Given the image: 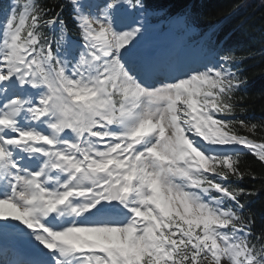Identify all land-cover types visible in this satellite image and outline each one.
<instances>
[{
	"label": "rangeland",
	"instance_id": "1",
	"mask_svg": "<svg viewBox=\"0 0 264 264\" xmlns=\"http://www.w3.org/2000/svg\"><path fill=\"white\" fill-rule=\"evenodd\" d=\"M8 1L0 0V25L6 18V2ZM11 1L17 2L14 21L19 20L23 23L19 44L29 45L27 52L30 56L28 58L27 53L24 51L27 60L25 62L22 60L25 63L26 70L28 67L27 73L25 71V76L28 78V75H30L31 77L28 80H32L33 84L37 86H40L42 82H47L50 87V94L48 95V99H46L47 102H44V110L50 112V117L47 121H44V124H41L43 129L51 131L52 136H50L51 138L43 136V138H46L44 140L46 142L52 141L53 147L56 150H65L62 145L66 144L67 140L66 138L65 140L61 139L59 134L60 129L66 127L71 132L76 129L84 139L87 152H89V162L96 168L93 172L87 173L88 171H86L81 176L80 182L82 183L79 187L80 190H87V184L83 182L87 175H90L93 181L100 180L99 184L105 182L106 166L108 164L112 169L111 173L114 175V181L119 185L120 191H126L129 194L127 198L128 202L136 205L139 203L137 198H141L139 189L146 187L147 191H149L151 188L150 184L144 185L150 176L149 174H162L166 172L167 176H170V181L173 182L169 181L168 184L174 187V190L177 189L183 194H188L187 198L191 205L202 211L201 214L186 218L184 203L182 201L176 200V202L171 203L168 208L164 209L159 204L158 198L153 196V203L145 208L144 220L147 223L152 218L159 220L157 240L154 246L151 249L150 247L139 248L138 245H135L130 251L122 245L113 246L111 258L113 263L108 264H146L148 262L174 264V253L177 248L180 247L182 250L186 248L193 252V248H190L192 245L187 241L186 235L188 232L198 235L199 239L203 242L204 247L199 252V255L207 259L208 264H264V245L258 240L253 239L249 233L240 229L235 223L237 217L234 212L235 205L229 200V194L226 189L227 180L220 172V170L232 168L236 149H225L224 151L212 153L201 148L192 149L180 140L175 141L172 144L173 146H169L166 151L167 141L160 134L155 137V135L151 134L125 130V127L122 125L124 113L131 112L134 109L132 106L134 107V103H136L139 96H141L139 99L142 106L157 109L162 108L165 103H171L173 101L171 94H173L175 102L179 107L184 108L189 101H193L200 112H206L209 103L213 102V117L220 127L234 137L236 136L235 138H246V136L239 135L228 127L232 115L230 108L225 106L224 103L226 102L224 97L227 95L225 90L230 83L238 87L242 80L238 78L236 61L226 53L216 38L208 32L199 38L191 39L192 36L190 35L192 31L185 30L182 32L180 29L182 26L180 25V27L173 26V28L169 27L167 29H161L160 23L157 26H149L147 22L149 21L148 16L150 12H146L145 15L142 13L141 19L143 24L139 26V31L136 35H134L136 25L141 22L133 18L135 27L131 29V33L133 34H127L129 41L128 48L139 45L140 51H147L146 53L151 54L157 52L158 49L166 50L172 45H176L177 52L180 49L187 48L188 51L191 50L192 55L193 50H197L194 54L196 56L193 57L194 59L182 71L177 70V75L175 74L172 77L163 74V68L159 65L160 61L156 58L159 61L157 65L159 71L151 77L150 81L148 80L145 81L146 83H143L141 80L143 84L151 82L146 87L139 83L138 78L140 76L138 72L131 69L129 67L130 64H125L122 61L126 57H121L122 54L117 53L113 45L110 46V54L107 52L104 54L103 44L101 43L102 50H99L100 52L97 51L101 53V58H104L100 61V82L102 89L106 88L108 90L109 96L105 97L102 94V90L99 91L93 88L89 78L79 74V64L81 62L79 55L74 59L73 55H71L72 50L61 49V47L54 52L46 51L37 43L36 37L26 34L24 30L26 25L25 19L29 13L30 0ZM66 1L71 2L74 13L73 18L76 22H79L77 25L80 24L83 28L86 38H90L92 35L89 40L91 43L95 41L100 42L96 40L97 38L92 30L87 33L85 23L80 19L81 12L77 10V0ZM115 1L100 0L97 6L84 4L82 14L89 18H95L100 15L99 17H102L111 30H113V42L116 43L118 39L122 38L123 40L127 35L124 36L122 32L117 31L111 20L109 6ZM97 7L98 9L104 7V13L100 14L96 12ZM172 22L175 24L176 20L173 19ZM127 31L130 32V30ZM68 41H71V39H68ZM191 41H194L195 44L201 42V53V45L193 47L194 43ZM144 46H146L145 49L143 48ZM22 47L26 48L25 46ZM3 53L1 56H3ZM230 53L233 52L231 51ZM124 56H127V54ZM113 57L117 58L118 62L117 67H119V70L117 74H115V71L109 72L107 67L108 62ZM203 57L209 59L204 62L205 58ZM199 58L202 59L199 60ZM9 59L10 61L14 60V65V62L21 58L9 57ZM28 59L29 62L27 64ZM51 59L55 64L59 78H55L53 75L45 77L47 62ZM0 60H2V57ZM197 61L204 62L201 68L196 65ZM98 63L99 59L96 60L95 64ZM195 70H198V72ZM134 71L137 72V77ZM87 75L88 77L90 76L88 71ZM179 83L187 91L183 93L182 90L177 91L179 87L177 90L175 88ZM29 85H31L32 90V84L29 83ZM136 86L141 87L144 91L138 92ZM37 91L38 93L43 91L46 94L47 88L43 86L39 90H35L34 93H37ZM155 94H159L158 96L161 97L159 107L156 100L157 95ZM188 96L191 98L189 101L186 100ZM53 99H55L54 103H52ZM127 108L128 111L125 112ZM181 112H183V109L179 110V113ZM188 114L186 113L184 116H188ZM53 126L57 128L53 129ZM95 137H99L98 140L102 141L103 147H99V143L94 142L92 144V140ZM184 138L189 139V135L185 134ZM247 139L250 138L247 137ZM124 142L126 145L121 146ZM151 142L160 144L158 148L163 153L166 151V158L160 152L152 154V151L148 150ZM43 146L42 141L39 147L43 148ZM66 146L69 145H64V147ZM146 149L148 150L147 156L145 155ZM70 151L68 149L64 152L69 154ZM63 157L61 156L62 164L65 163ZM143 158L142 167H139L138 160ZM156 164L162 169L161 171H155L156 167L154 166ZM125 177H128L130 182L125 180ZM87 180L90 179L87 178ZM87 180L86 183H88ZM187 180L190 183H187ZM88 186L90 185L88 184ZM168 189L171 190L172 188ZM90 194L91 192L82 196L88 197ZM139 207H144L141 202L139 203ZM10 231L14 232L15 230ZM166 238L170 239L171 242L167 243ZM101 251L104 253L99 252L97 254L103 257L108 256L104 250ZM106 258L108 259V257ZM91 263L93 264L94 262Z\"/></svg>",
	"mask_w": 264,
	"mask_h": 264
},
{
	"label": "bare ground",
	"instance_id": "2",
	"mask_svg": "<svg viewBox=\"0 0 264 264\" xmlns=\"http://www.w3.org/2000/svg\"><path fill=\"white\" fill-rule=\"evenodd\" d=\"M99 1L100 0L76 1L77 10L81 12L80 19L85 23L87 33L91 30L93 31L97 38L96 40L103 44L102 48L104 49V54L106 52L109 53L111 51L110 46L113 45V48L117 50L116 52L122 54L121 57H126L124 61H126L127 64L133 65L131 62L137 60V65L131 67V69L138 72L140 76L139 79L140 81L142 80L143 83H146L145 81L148 80L150 81L151 77L159 71L157 67L159 61L163 68V74L172 77L175 76V74L177 75V70L182 71L187 64L194 59L193 57L196 56L194 54L197 50H193L194 52L192 55L191 50L188 51L187 48L180 49L177 52L176 45H172L166 50L158 49L154 55L146 53L147 51H137L136 49L135 51L131 50L127 52L128 35L133 34L131 33V29L135 27V23H133L135 21L131 17V0H116L109 6V10H111L110 17L117 31L122 32L124 36L128 34L126 38L124 37L123 40L120 38L116 43L113 42V30H111L110 26L106 24L102 17H99L100 15L95 18H89L82 14V7L84 4L97 6ZM103 9L104 7H102V9H98L97 7L96 12L102 14L104 13ZM127 30H130V32ZM18 37L19 34L14 33L12 40L6 41L5 52L3 53L2 60H0V71L9 70V57L21 58L15 61L14 65L12 61V73H15L16 69L20 67L26 69L25 63H23L27 60V58H25L24 47L17 49ZM90 38L87 37L86 39L90 40ZM10 44L13 45L11 51L8 48ZM145 47L146 46L143 48L145 49ZM127 53L128 55L124 56ZM130 53L135 57H132ZM156 58L159 61H157ZM116 59L117 58L113 57L107 65L109 72L115 71V74H117L119 70ZM141 67H143L142 71L140 70ZM8 73L11 72L8 71ZM2 75L5 74L2 73L0 77ZM15 77L19 82L17 85L26 82L25 78L21 75H16ZM89 77L92 78V76ZM28 85L29 83L26 82L25 89L19 90L18 86L15 87L16 90H13L10 85L5 87L0 86V121H4L10 117L13 118L17 124L21 125L20 135L14 138L10 143L11 153L9 156L5 155L0 142V222H10L12 225L21 226L19 228L0 227V252L7 256L8 261H10L11 256L17 255V249L19 247L17 245L18 241L23 242L21 248H27L32 245L36 247L43 245L47 250V254L52 255L54 258L53 264H92L91 262H94L93 264L113 263V260H111L113 246L122 245L127 247L129 251L132 250L135 245H138L139 248L150 247L152 249L157 240L159 220L156 219L155 223H147L144 220V215L146 213L145 208L153 203V196L158 198L159 204L162 205L164 209L168 208L169 205L176 202V200L182 201L184 203L186 218L202 213L199 208H194V206L191 205L187 198L188 194H183L177 189L174 190V187L168 184L170 176H167L166 172L162 174H149L150 176L144 185L150 184V190L147 191L146 187H141L142 189H139L141 198L137 199L139 203L141 202L143 204V208L139 207V203L136 205H126L118 202L113 203L112 208L117 213L115 219H111L110 217L104 219L102 215L96 212L97 209H103L99 206L100 203L96 202V199L101 195L98 190L106 193L109 184L113 182L114 178L110 183L105 182L102 187H93L88 197L81 196L76 199L78 181L76 177H73V172L79 168V161L72 153L77 141L72 140L73 145L71 146V154L65 153V150L60 151L61 156H64V161H66L64 164L61 163V156L56 150L50 149L49 147L42 149L37 147L35 141H40L43 139V136L50 137L52 134L50 133L51 131L49 132L47 129H43L41 124L42 120L39 118L43 113L46 94L41 91L37 96H34L32 92L33 89L31 90L32 87H30L31 85ZM182 87V85L181 87L179 86V89L182 90ZM136 88L138 92H141V90L144 91L141 87L136 86ZM3 91L8 95L6 98L1 96V92ZM155 95H157L156 100L159 107L161 97L158 96L159 94ZM171 97L173 99L171 103H165L162 108H155V110L147 106H142L139 99L141 96H139L136 103H134V107L132 106L134 109L131 112L124 113L122 117L124 129L140 132L142 134L155 135V137L160 134L161 137L167 141L166 151L169 146H173L172 144L175 143V141L182 140L183 143L192 149L201 148L212 153L224 151L225 149H249L264 160V143L254 139L251 140V138L247 139V137L235 138L236 136L234 137L220 127L213 117V102L209 103L206 112H200L196 104L193 101H189L191 99L189 96L186 98L189 102L184 108L176 104L173 94H171ZM23 101H27V103L23 105ZM180 109H183V112L179 113ZM127 111L128 108L125 109V112ZM186 113H189L188 116H184ZM1 132H3V128L0 127V133ZM185 134L189 135V139L184 138ZM26 141H29V143L25 144ZM17 142H20L19 146L22 147V150L15 148L14 145ZM79 142L84 148V142L82 143L81 139H79ZM151 143L149 144L150 147L148 150L152 151V154L160 152L163 157L166 158V151L163 153V151L158 148L160 144L156 142ZM125 145L124 142L121 146ZM148 150L146 149L145 151L146 156ZM144 158L138 160L139 167H142L141 165L143 164ZM51 167L55 169V172L49 175L47 172ZM107 167L108 170H110L109 165ZM154 167H156L155 171L159 172L162 170L159 168L158 164ZM14 168L18 169L20 181L17 187L12 189L11 184L15 178ZM127 180H129L128 177ZM89 181L90 180H87L88 183ZM187 183H190V181L187 180ZM34 184H39L37 195L33 193ZM58 184L61 185L59 191L56 190ZM168 188H172L173 190ZM107 201L108 199L104 198L101 203H107ZM59 203H61L62 208L58 207ZM62 209L64 211L66 210L64 218L58 216V213L62 211ZM90 209L94 212L92 217L93 221H85L83 215H81L76 224H73L75 213L79 211L89 212ZM127 209H130L131 213L129 216H124L123 213L126 212ZM51 210H53V214L55 213L54 216L48 215ZM133 214L139 216L142 222L141 226H133V220L130 221V216ZM27 224L32 225V227H27ZM37 224L41 227H38ZM7 229L15 231L11 232ZM39 229L41 230L39 231ZM101 250L107 253L108 256L106 257H108V259L97 254L99 252L104 253ZM37 260L43 261V257L37 256Z\"/></svg>",
	"mask_w": 264,
	"mask_h": 264
},
{
	"label": "trees",
	"instance_id": "3",
	"mask_svg": "<svg viewBox=\"0 0 264 264\" xmlns=\"http://www.w3.org/2000/svg\"><path fill=\"white\" fill-rule=\"evenodd\" d=\"M165 14L185 12L199 33L215 26L218 40L237 63L238 87L229 85L225 106L231 110L230 130L264 143V0H141ZM32 22L47 28L44 20L60 15L70 27V5L66 0H32ZM35 26V25H34ZM226 178L229 200L235 205V223L264 245V162L250 151L234 154L232 168L220 170ZM193 252L179 250L175 264H208L199 252L203 242L188 234ZM159 264V263H149Z\"/></svg>",
	"mask_w": 264,
	"mask_h": 264
}]
</instances>
